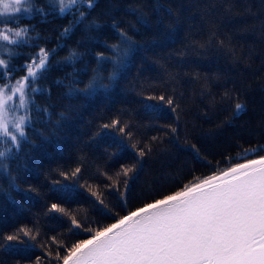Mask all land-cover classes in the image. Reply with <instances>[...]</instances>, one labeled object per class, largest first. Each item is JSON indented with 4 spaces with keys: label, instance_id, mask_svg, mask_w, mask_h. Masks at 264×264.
<instances>
[{
    "label": "trees",
    "instance_id": "trees-1",
    "mask_svg": "<svg viewBox=\"0 0 264 264\" xmlns=\"http://www.w3.org/2000/svg\"><path fill=\"white\" fill-rule=\"evenodd\" d=\"M99 2L100 7L91 12L90 19L104 29L103 39L109 44L118 42L112 28L114 17L133 36L136 50L122 76L109 89L111 94L102 90L91 102L69 96L67 89L56 81L64 80L65 72L73 71L71 66L61 70L62 65L58 63L70 51L81 53L89 69L97 67L96 52L109 54L97 44V32L79 24L69 36H62L63 29L72 23L70 15H34L20 20L0 17L3 22L11 20L9 26L17 23L34 26L30 30V44L8 46L13 53L11 63L15 65L13 75L17 79L25 75L22 66L40 47L56 50L50 57L53 68L37 81L42 91L35 94V103L50 107L53 120L60 119V113L68 117L58 136L44 143L33 137L39 147H26L31 157L18 161L21 171L14 173L17 182L22 188L31 185L36 191L26 194L11 190L0 180V234L27 225L39 229L43 241L56 236L58 241L70 245L88 237L87 232L69 231L72 225L67 217L48 214L46 209L50 203H60L81 225L94 230L114 222L97 212L91 202L94 198L83 189L78 188L71 197H62L51 183L56 176L53 170L57 168L67 170L79 166L80 183L92 185L106 204L123 215L119 194L114 187L106 186L122 188L123 177L118 178L114 173L122 165L135 164L138 150L145 145L152 151L136 165L135 175L129 181L126 201L129 211L243 162L245 157L256 158L251 151L243 153L239 145L255 148L264 144V0ZM131 7L142 10L150 26L142 28L136 24ZM169 9L179 20L170 15ZM84 10L88 11L86 6ZM129 23L135 24L138 31L129 29ZM220 41H224L223 46ZM200 44L206 46L200 48ZM9 55V51L0 48V57L7 59ZM82 66L81 61L76 62L77 69ZM111 70L110 64L100 67L104 83H108ZM91 75L89 71L83 79L86 81ZM233 90L239 96L237 102L246 106L239 115H234V102L221 101L226 91ZM141 91L172 95L179 106L175 112L165 106L162 112L146 118L138 95ZM113 117L132 126L131 143L137 144V150L129 147L109 157L108 152L115 151L112 138L103 134L93 138L97 125ZM162 126L170 127L162 130ZM171 127L177 129L176 133L171 132ZM41 130L47 134V130ZM152 137L162 139L153 141ZM193 144L198 155L190 147ZM9 167L15 168L16 163L9 161ZM38 256L46 257L47 251L38 246L4 247L0 241V264H33ZM42 264H47V260Z\"/></svg>",
    "mask_w": 264,
    "mask_h": 264
},
{
    "label": "snow or ice",
    "instance_id": "snow-or-ice-1",
    "mask_svg": "<svg viewBox=\"0 0 264 264\" xmlns=\"http://www.w3.org/2000/svg\"><path fill=\"white\" fill-rule=\"evenodd\" d=\"M85 6L88 11L84 10ZM99 7V0H43L42 3H37V0H0V17L20 20L34 15H70L72 23L63 29L62 36H69L79 24L97 32V44L107 49L109 54L96 52L97 67L89 69L81 53L70 51L58 63L62 65L61 70L71 66L73 71L65 72L64 80L56 81L67 89L69 96L91 102L92 98L102 94V90L111 94L109 89L117 82L118 76H122L136 50L133 36L114 17L112 28L118 42L109 44L103 39L104 29L96 20L90 19L91 12ZM169 11L174 19L179 20L176 13L171 9ZM131 14L142 28L150 26L151 22L142 10L131 7ZM11 22L0 21L3 24L0 42H4L0 48L10 52L7 59L0 57V80L4 81L0 83V180L6 182L11 190L30 194L36 189L31 185L27 189L22 188L17 182V175H14L21 171L18 161L31 157V152L25 151L26 147H39L33 137L44 143L58 136L64 129L63 121L68 117L60 113V119L53 120L50 107L35 103V94L42 91L37 81L45 78L53 68L50 57L55 54V49L40 47L22 66L25 75L18 79L13 75V53L8 46L30 44V30H34V26H21L19 23L9 26ZM128 28L138 31L135 24L129 23ZM220 45L223 46L224 41H220ZM198 46L204 48L206 44ZM77 61L83 64L79 69L76 68ZM109 64L112 70L107 76L108 83H104L99 69ZM89 71L92 75L85 81L83 77H87ZM138 95L141 96L146 118L162 112L165 106L173 112L179 106L172 95L145 94L144 91ZM238 100L236 90L226 91L221 96L222 102H234V115L241 114L246 107ZM167 127L170 126H162V130ZM41 129L47 130V134ZM176 131L175 127H171L172 133ZM102 134L112 138L115 151L108 152L109 157L129 147L137 150V144L131 143L134 139L132 126L119 117L98 124L93 138ZM158 139L162 138L152 137L153 141ZM239 146L243 153L251 151L256 158L245 157L244 162H237L224 171L190 186H182L180 190L129 211L126 203L129 181L135 175L136 165L152 151L145 145L138 150L135 164L122 165L114 173L118 178L123 177L122 188L119 185L106 186L114 187L119 194L123 215L106 204L101 195L93 191L92 185L80 183L82 173L79 166L67 170L57 168L53 170L56 176L51 183L62 197H71L78 188L83 189L94 198L91 202L97 212L114 222L94 230L81 225L72 212L60 203H50L46 209L48 214L67 217L72 225L69 231L87 232L88 237L70 245L58 241L56 236L43 241L39 229L22 225L0 234V241L4 242V247L28 249L38 246L46 250L47 256L36 257L33 264H42L44 260L47 264H53V261L56 264H264V155L260 154L264 153V144L255 148ZM190 147L198 155L196 145ZM9 161L16 163V167L10 168Z\"/></svg>",
    "mask_w": 264,
    "mask_h": 264
},
{
    "label": "water",
    "instance_id": "water-1",
    "mask_svg": "<svg viewBox=\"0 0 264 264\" xmlns=\"http://www.w3.org/2000/svg\"><path fill=\"white\" fill-rule=\"evenodd\" d=\"M244 162V161H243ZM227 169V168H226ZM226 169H224V170H226ZM224 170H222V171H224ZM221 172V171H220ZM219 173V172H218ZM207 178V177H206ZM206 178H204V179H206ZM203 180V179H202ZM201 181V180H200ZM199 182V181H198ZM197 183V182H196Z\"/></svg>",
    "mask_w": 264,
    "mask_h": 264
},
{
    "label": "rangeland",
    "instance_id": "rangeland-1",
    "mask_svg": "<svg viewBox=\"0 0 264 264\" xmlns=\"http://www.w3.org/2000/svg\"><path fill=\"white\" fill-rule=\"evenodd\" d=\"M15 81H13V83H14Z\"/></svg>",
    "mask_w": 264,
    "mask_h": 264
}]
</instances>
